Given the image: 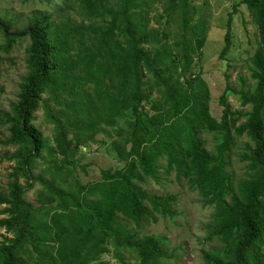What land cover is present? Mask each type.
Masks as SVG:
<instances>
[{
  "label": "trees",
  "instance_id": "trees-1",
  "mask_svg": "<svg viewBox=\"0 0 264 264\" xmlns=\"http://www.w3.org/2000/svg\"><path fill=\"white\" fill-rule=\"evenodd\" d=\"M239 4L257 28V48L247 67L254 83L246 91L235 89L225 75L219 120L210 114L201 73L192 70L208 28L200 19L193 22L196 9L189 0H166L159 14L176 27L173 44L167 33L149 26L152 5L146 0H73L64 8L76 11L80 22L41 14L21 30L0 18L1 50L8 53L28 40L17 100L9 111L0 109V126L8 133L2 144L16 147L7 157L12 165L6 191L0 192L5 206L0 264H108L102 255L109 247L119 264H131L130 258L135 264H161L173 257L163 236L140 234L128 225L141 228L178 214L176 196L136 185L142 179L158 182L161 168L177 182L186 180L204 206L214 208L205 240L220 248L201 252L205 264H264V0L232 4L218 58L227 61ZM237 78L245 84L241 74ZM229 95L249 110H233ZM38 108L54 127L53 145L33 124ZM120 119L127 127L117 130L110 152L123 165L102 170L94 182H68L63 169L76 151ZM202 132L212 133L211 150ZM242 136L247 141L240 161L247 173L234 184L226 167ZM38 158L53 164L50 180L33 174ZM34 182L42 186L38 207L24 198ZM73 185L76 189L64 190Z\"/></svg>",
  "mask_w": 264,
  "mask_h": 264
},
{
  "label": "rangeland",
  "instance_id": "rangeland-1",
  "mask_svg": "<svg viewBox=\"0 0 264 264\" xmlns=\"http://www.w3.org/2000/svg\"><path fill=\"white\" fill-rule=\"evenodd\" d=\"M73 0H0V18L11 19L14 24V30H21L30 23L33 16L41 14H51L52 19H67L70 17L74 22H80L81 16L73 9L64 8V4H69ZM238 0H189V4L196 9L193 22L202 20L208 28L206 40L201 50V55L194 59L193 72L201 73V78L205 81L210 94L209 111L217 120L220 119L222 107L218 103V97L223 92L226 85L225 75L229 76L228 82L235 89L249 90L253 81L248 79L250 63L248 58L257 48V28L254 20L243 4L238 5V12L233 15L231 25V46L226 55L227 61L219 60L218 54L224 45L223 36L225 33V23L228 13L232 10V4ZM152 5L150 11L149 26L158 27L160 32L167 33V43L173 44L177 38L174 36L176 27L174 23L167 22L163 15L159 19V14L165 6L166 0H146ZM87 23V22H85ZM0 43L2 38L0 35ZM28 40L17 42L10 52L6 53L0 49V109L9 111L10 104L17 100L19 93V84L21 78L26 74V53L25 49ZM245 79V84L238 80V75ZM153 97L159 99L157 93ZM228 103L233 110L242 109L247 112L249 107L241 108L239 101L234 96H227ZM54 106L52 101H49ZM35 120L33 124L42 131L48 143L53 145L54 127L45 120L44 110L38 108L34 113ZM241 119L240 122H242ZM126 122L123 119L117 120L114 127H103L95 137L93 143L76 151L72 163L67 169H63V175L70 183H88L100 179L101 171L105 169L120 168L123 163L117 162L114 155L110 152L111 142L118 139L117 130L126 129ZM6 126H0V192L5 193L7 187V174L10 172L12 162L7 157L12 154L16 147L6 146L2 142L7 138ZM70 134L68 137L70 138ZM200 138L204 141L207 150L213 146L212 133L202 132ZM246 136L236 138L235 146L228 155L227 172L231 175L232 181L236 184L244 179L247 173L245 163L240 161V155L244 152V142ZM81 147V146H80ZM163 163V164H162ZM164 165V161L161 162ZM53 164L47 158H38L34 161L33 174L40 175L50 180V172L53 170ZM48 169V170H47ZM159 181L152 179H142L136 182V185L143 190L158 195H174V208L178 212L173 218H158L154 223H148L141 228L128 223L129 227L140 232V234H154L163 236L166 240L167 254L173 257L164 259L161 264H205L202 258V251L210 249H219L220 245L216 241H206L205 226L211 222V215L214 208L204 206L197 191L187 188V181L181 179L177 182L174 174H165L164 168L157 170ZM53 172V171H52ZM58 174L57 171H55ZM20 184L24 187L25 180L21 178ZM40 182H34L30 189L26 188L24 198L35 207L39 206L37 194L41 189ZM75 186H66L64 190H74ZM0 205V211L4 208ZM5 217L0 215V218ZM5 232L0 229V241ZM7 237H10L7 235ZM102 259L108 264H119L114 257L111 247L109 252L102 255ZM131 264H135L134 259H129Z\"/></svg>",
  "mask_w": 264,
  "mask_h": 264
}]
</instances>
